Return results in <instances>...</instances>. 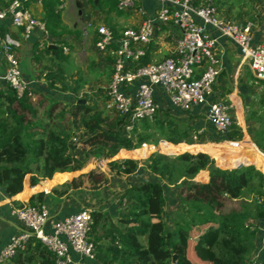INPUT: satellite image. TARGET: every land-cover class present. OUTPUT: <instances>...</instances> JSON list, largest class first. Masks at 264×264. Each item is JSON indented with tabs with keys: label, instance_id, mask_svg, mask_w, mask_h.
<instances>
[{
	"label": "trees",
	"instance_id": "obj_1",
	"mask_svg": "<svg viewBox=\"0 0 264 264\" xmlns=\"http://www.w3.org/2000/svg\"><path fill=\"white\" fill-rule=\"evenodd\" d=\"M12 1L0 0V10L7 9ZM235 1L214 0V4L220 12L226 8L230 20L257 26L260 21L252 5L247 17L242 10L236 18L231 16ZM98 2L102 11H118L117 0ZM59 6L58 0L43 2L41 20L53 45L40 48L35 44L30 58L38 79L47 85V94L32 90L31 96L18 97L10 86L0 83V189L5 196L19 194L18 200L26 201L33 191H42L28 201L38 207L47 204V198L68 197L73 190H96L103 180L97 175L101 174L99 169L78 175L90 155L110 160L108 173L120 179L141 170L136 160L161 150L164 153L154 152L145 162L148 180L125 185L116 213H107L103 207L91 209L94 223L89 239L95 247L94 259L82 264H249L257 251L260 259L256 264H264V112L252 110L247 125L249 136L263 154L251 141L241 147L244 132L235 117L223 137L216 136L211 127L199 135L194 111L171 105L151 118L137 120L127 131L128 117L110 106L106 92L114 61L110 54L103 55L110 72L106 86L96 83L95 89L81 98L86 82L78 78L75 85L71 84V56L64 55L63 48L74 52L77 47L64 36L74 34V39H80V33L64 24ZM1 22L2 36L10 30ZM110 30L120 35L117 27L110 26ZM96 39L92 37L90 42L93 48ZM155 45L148 46L142 65L155 61ZM116 47L114 44L110 49ZM15 55L19 60L16 51ZM169 56L159 57L163 60ZM70 90L72 100H54L51 96L53 91ZM212 135L210 142H241L220 157L203 144ZM79 150L83 158L78 157ZM124 150L132 151L121 152ZM125 155L129 158L115 159ZM215 158L221 166L244 164L223 169L217 167ZM206 170L208 182L206 172L204 183L195 180ZM172 187L181 207L170 225L166 190ZM55 260L53 253L31 237L26 249L18 251L10 264H55Z\"/></svg>",
	"mask_w": 264,
	"mask_h": 264
},
{
	"label": "built area",
	"instance_id": "obj_2",
	"mask_svg": "<svg viewBox=\"0 0 264 264\" xmlns=\"http://www.w3.org/2000/svg\"><path fill=\"white\" fill-rule=\"evenodd\" d=\"M44 1L13 0L7 9L0 10V21L9 19L13 27L22 30L26 40L35 29L48 37L45 23L29 8L32 4L43 5ZM155 1V12L148 16L138 7L139 0H117L120 12L139 8L142 16L139 27L125 29L117 37L103 25L92 35L97 38L94 49L98 54H110L114 59L106 91L110 106L128 117L127 131L137 120L153 117L166 103L181 111L198 109L205 114L206 127H211L219 138L223 137L233 125L234 115L238 125L242 118L237 114L239 104L221 100L216 92L222 66L217 47L222 41L231 43L253 78L264 82V42L256 41L252 23L241 24L223 16L214 0ZM59 2L61 7L64 0ZM168 23L174 27L171 56L142 65L148 46L155 44L160 29ZM50 42L41 43L40 48L44 44L52 46ZM0 44L4 61L0 66V83L10 86L18 97L31 96L32 89L20 70L13 45L1 35ZM114 44L117 47L110 49ZM63 53L69 55V48L64 47ZM204 132V128L198 130L199 135ZM240 142L219 140L212 144L237 147ZM241 163L221 166L216 159L217 167L223 169H232ZM12 216L21 224L22 231L0 249V264L9 262L18 251L25 250L31 237L54 254L55 264H82L94 259L95 247L89 239L94 223L90 208H82L60 219L52 216L48 204L38 207L27 204L13 209Z\"/></svg>",
	"mask_w": 264,
	"mask_h": 264
},
{
	"label": "crops",
	"instance_id": "obj_3",
	"mask_svg": "<svg viewBox=\"0 0 264 264\" xmlns=\"http://www.w3.org/2000/svg\"><path fill=\"white\" fill-rule=\"evenodd\" d=\"M98 1L99 0H92L91 2H87L85 0H64L63 5L59 7L62 10V19L64 24L69 27V29L80 33V39H74V34L65 35L64 39L70 40L72 44L78 47L80 46V43L84 41V37L86 39L88 38V40H92V35L98 26L104 25L109 29L110 26H115L120 32L128 28H138L142 21V16L139 14L138 9L142 8L148 16H152L157 6L155 0H139L138 9L120 13L115 10L110 12L102 11L98 7ZM29 8L32 14L37 19L41 20L43 16V5L32 4ZM262 24L263 25L257 24V26H254V29L256 28L255 38L257 42H264V23ZM1 25L4 26L5 29L7 28L10 30V32H5L2 37L8 39L13 45L15 51L18 54L20 66L25 59L30 61L35 44L39 43L41 45L43 42L47 44L50 40H48L49 36H45L39 29H35L28 40L24 39L22 34H17L18 30L11 25L9 19L2 21ZM88 28L92 30L91 33L88 32ZM156 46L157 56L155 60H160L159 56L170 53V51L173 49V35L164 33L161 34ZM217 54L221 58L222 66L218 84L216 85V92L220 96L221 100H230L231 102L235 101L239 104L237 114L242 118L239 126L244 132V138L241 145V147H244L246 143L250 141L254 143L247 132V125L250 122L252 110L257 109L264 112V94L260 97L256 96V104H254L256 107H253L251 103L252 98H245L243 100L240 86H242L241 79H243L247 68L241 63V58L237 48L229 42L222 41L217 47ZM97 56L99 57L100 62L104 63V57L100 54ZM3 63L2 47L0 44V66H3ZM104 64L106 66V63ZM23 76L30 84L32 90L47 94L48 88L46 83L44 80L38 79V74L35 70H33V68L32 74L24 72ZM254 88H256L255 85L253 86L252 90H250L251 93H254ZM261 90L264 93V89L261 88ZM166 105L168 106V103H166ZM165 106L163 104L164 108ZM194 115H196L194 118L195 123L199 125V128H204L206 132L208 128L206 127L205 114L201 113L200 110L195 109ZM212 139L213 135L211 138L209 137V142L205 143H209V151L215 152L220 157H224L227 153L233 151V149H236L239 146L237 145L236 147L230 144L224 146L212 144L213 142H210ZM208 175L209 173L207 174L206 182H208ZM29 189L34 190V188ZM52 189L45 193H51ZM37 192L42 191H33L26 201H20L17 198L19 194L15 197L8 198L0 189V249L8 243L11 237L22 231L21 224L15 217L12 216L13 209L27 205L32 195ZM89 192H91V190L80 189L71 191L68 197L57 198L53 196L51 198H47V204L51 209L52 216L61 219L80 211L82 208H89L86 206L88 204L87 198L90 196ZM91 208L97 207L93 206ZM5 264H10V261Z\"/></svg>",
	"mask_w": 264,
	"mask_h": 264
},
{
	"label": "rangeland",
	"instance_id": "obj_4",
	"mask_svg": "<svg viewBox=\"0 0 264 264\" xmlns=\"http://www.w3.org/2000/svg\"><path fill=\"white\" fill-rule=\"evenodd\" d=\"M235 2L236 4L233 6V9H232L233 13H231L232 17L236 18L240 10H242L244 16L247 17L249 10L251 9L250 5H252L256 9L255 13L257 14L258 21H260L259 24L263 25L262 23H264V3L262 4L261 2L254 1L255 3L253 4L252 0H236ZM226 11L227 9L223 8L221 10V13L223 14V16L227 17ZM255 30L256 28L254 29V31ZM91 31L92 30L88 28V32L91 33ZM173 31H174V27L172 23H168L167 25H165L164 28L161 30V32L158 33L155 44L158 43V40L161 34L164 33V34L171 35ZM83 40L84 41L80 43V46H78L74 52L70 51L69 54L71 56V60H70L71 63H70V67L68 70L69 74L71 75L70 81L72 85H75L78 78H81L83 81L86 82V85L82 86L83 89L80 92L81 98L84 97L85 93L94 90L96 83L102 82L105 85L108 82V79H109L108 77H110L109 69L105 66L104 64L105 62L104 63L100 62V59L97 56L98 55L97 51L93 48V46L90 43L91 40H88V38L86 39L85 37L83 38ZM20 70L22 73L25 72V73L32 74L31 62L28 59H25L22 65L20 66ZM102 72H104L105 74L100 77L99 74ZM241 80H242V84H241L242 86H240V89L242 91L241 92L242 99L244 100L245 98H250V99L252 98L251 103L253 107H256V105H254L256 104V101H255L256 96L257 97H260L261 95L263 96V92L261 88L264 89V82L257 81L256 79L253 80V77L248 69H246L245 75L243 79ZM254 85L256 86V88H254V93H251L250 90H252ZM248 91H249V94H248ZM51 96L53 97L54 100H60V101L61 100L67 101V100L73 99V98H70L72 96V90H70V92L68 93H62L61 91H53ZM37 100L39 101L40 99L36 98L35 101ZM252 123L253 121H251V124ZM160 144L161 143H159L158 145H148V146H159ZM206 148L209 150V144H206ZM131 151L132 150H124L121 152H131ZM154 152L164 153L161 150H154L148 157L142 160H136L140 163L141 170L135 175L128 176V177L126 176L120 179L108 173L107 163L110 160H102L98 155H90L87 165L80 172H78V175L79 174H89L95 169H99L101 171V174L99 173L97 175L100 177L102 176L103 180L98 189L91 190V192H89L90 196L87 198L88 204L86 206H88L89 208L93 206L103 207L104 211H106L107 213H111V214L116 213L118 209L119 201H120V193L125 188V185L128 182L138 184V183H141L149 179L148 178L149 174L146 171L145 162ZM77 155L78 157L83 158V154L80 150L77 151ZM128 158L129 157L125 155V156H122L120 158L118 157L115 159L122 160V159H128ZM205 172L207 173L208 170L201 172L195 178V180L203 182ZM62 184H59V185H62ZM166 199H167V209H166L167 218L166 219L170 225H173L174 219L177 217L179 213V209L181 207L175 188L172 187L171 189L168 188V190H166ZM254 256L255 257L251 259L249 264L258 263L260 259V251L259 252L257 251Z\"/></svg>",
	"mask_w": 264,
	"mask_h": 264
},
{
	"label": "water",
	"instance_id": "obj_5",
	"mask_svg": "<svg viewBox=\"0 0 264 264\" xmlns=\"http://www.w3.org/2000/svg\"><path fill=\"white\" fill-rule=\"evenodd\" d=\"M175 260H176V256L173 257V261H175Z\"/></svg>",
	"mask_w": 264,
	"mask_h": 264
}]
</instances>
